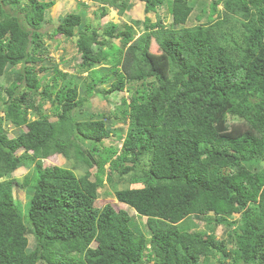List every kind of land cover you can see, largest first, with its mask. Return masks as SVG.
I'll use <instances>...</instances> for the list:
<instances>
[{"label":"trees","instance_id":"obj_1","mask_svg":"<svg viewBox=\"0 0 264 264\" xmlns=\"http://www.w3.org/2000/svg\"><path fill=\"white\" fill-rule=\"evenodd\" d=\"M92 1L121 15L129 0ZM140 1L143 20L122 28L88 31L69 11L52 30L74 40L86 95L102 84V98L129 93L111 118L81 120L77 75L53 65L38 76L34 65L53 1L0 0V76L11 74L0 83V264H264V0H212L207 21L190 26V0ZM164 3L169 27L147 16ZM32 95L49 100L55 120ZM58 155L69 166L43 164ZM26 165L21 180L11 175ZM106 183L148 235L123 205L98 200ZM220 225L227 241L214 235Z\"/></svg>","mask_w":264,"mask_h":264},{"label":"rangeland","instance_id":"obj_2","mask_svg":"<svg viewBox=\"0 0 264 264\" xmlns=\"http://www.w3.org/2000/svg\"><path fill=\"white\" fill-rule=\"evenodd\" d=\"M26 0H23V3ZM46 1V0H43ZM53 3L50 5L44 15V20L41 23V26L38 28V32L41 34L40 38L43 43V47L40 48L37 53L41 60L35 62V67L38 70V76L40 75H48L51 73V69L53 65L61 68L63 71H67L72 73L73 75H77L79 80L78 92L79 96H85V102L78 108L75 109V116L77 119H92V118H111L113 105L119 104L120 98L127 97L129 93L127 90H122L119 92L109 93L106 95V98L101 97V88L106 86V84H102L96 88V93L93 95H86L84 93L85 84L90 80V76L86 71L79 70L76 65L79 62L78 54L76 53L75 45L73 41L69 38L65 39L61 35L51 36L53 28L57 25L59 18L69 11H76L82 15V23L88 27V31L92 28L97 29L100 33L102 28L109 23H114L117 27L122 28L125 24H130L132 20H143L144 14V5L139 0H129L128 8L125 10L123 14H118L116 9L111 7H105L106 12L105 15H101V8L98 3L93 2L92 0H52ZM212 0H190L193 6V10L189 15L186 26L193 25L197 23L196 15L200 16L199 22L207 21L206 13L208 12L210 2ZM219 8L221 6L219 5ZM150 17L151 21H156L160 19L163 26L169 27L171 26V15L168 10V5L165 3L162 6L158 7L154 12H150L147 14ZM182 25H180L181 27ZM143 26H133L134 35L137 36L141 31H143ZM179 27V26H176ZM78 28L76 27L75 30ZM116 43H120V40L113 39ZM98 66V74H103L105 72L106 67ZM41 67L44 69L40 70ZM17 70V69H15ZM11 81V74H9V70L7 69L5 74L0 76V83H4V85L8 84ZM48 80L44 79L42 84H45ZM31 99L34 101V107L40 106L41 113L45 114L49 120H55L56 116L52 112V108H50L49 100L40 101L38 96L32 95ZM104 114V115H103ZM2 112L0 111V116ZM38 113L34 114V117H37ZM108 126L111 128L122 127L125 129L128 125V120L126 123H122L121 121H114V123L106 122ZM2 127H4L9 135H12L15 131L12 126L7 123L5 120L2 122ZM24 128V127H23ZM114 138H106L104 139V144L109 145L110 143H114ZM118 143V142H117ZM119 147V146H118ZM60 164L62 166H69L67 160L62 156H54L50 158L43 159V164L47 166H51L53 164ZM31 166H21L15 169L12 172V176H15L16 179L21 180L23 176L30 170ZM93 171V169H91ZM113 176H116L114 174ZM109 191V194H106L104 191ZM113 188L110 187L107 183L104 187L100 188L98 191V200L99 199H108L113 202L116 206L123 205L127 210L128 214L131 216L132 223L131 227L135 232L143 233L144 235H148V229L145 223V217H141L136 215L135 211L128 207L127 205L120 204L114 198L112 194ZM13 193L14 196L23 203L22 210H24L27 206L26 204V193L24 189L13 185ZM236 217V214L232 216V218ZM204 222L202 219L195 221L193 224V228H201L203 227ZM214 235L217 239H223L227 241V228L224 226H217L214 229ZM29 245L33 244V239L31 234L28 235ZM229 245V242L227 243ZM213 264H216V261L213 260Z\"/></svg>","mask_w":264,"mask_h":264},{"label":"clouds","instance_id":"obj_3","mask_svg":"<svg viewBox=\"0 0 264 264\" xmlns=\"http://www.w3.org/2000/svg\"><path fill=\"white\" fill-rule=\"evenodd\" d=\"M140 1V0H139ZM140 2H142V1H140ZM143 5H144V3H143ZM120 146V145H119ZM133 209V208H132ZM134 210V209H133ZM135 211V210H134ZM136 213V212H135Z\"/></svg>","mask_w":264,"mask_h":264},{"label":"crops","instance_id":"obj_4","mask_svg":"<svg viewBox=\"0 0 264 264\" xmlns=\"http://www.w3.org/2000/svg\"><path fill=\"white\" fill-rule=\"evenodd\" d=\"M143 3V2H142Z\"/></svg>","mask_w":264,"mask_h":264}]
</instances>
